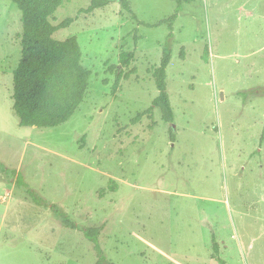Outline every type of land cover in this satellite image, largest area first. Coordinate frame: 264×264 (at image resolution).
<instances>
[{
  "label": "rangeland",
  "instance_id": "374dc122",
  "mask_svg": "<svg viewBox=\"0 0 264 264\" xmlns=\"http://www.w3.org/2000/svg\"><path fill=\"white\" fill-rule=\"evenodd\" d=\"M63 0L54 39L76 37L92 72L66 123L24 128L13 111L21 12L0 0V264H95L93 244L17 187L21 177L80 227L105 225L113 264H264V0H194L173 26L167 92L174 123L132 120L151 107L175 0H129L80 13ZM136 74L112 93L119 56ZM183 55L181 59L180 55ZM108 84L104 85L103 81ZM254 91V92H253ZM170 129L175 141L170 140Z\"/></svg>",
  "mask_w": 264,
  "mask_h": 264
},
{
  "label": "trees",
  "instance_id": "16d2710c",
  "mask_svg": "<svg viewBox=\"0 0 264 264\" xmlns=\"http://www.w3.org/2000/svg\"><path fill=\"white\" fill-rule=\"evenodd\" d=\"M16 4L21 12V56L19 64L13 75V111L19 120V126L24 128H54L71 119L83 103L92 72L86 69L82 63V52L76 37H70L63 41L54 39L55 33L66 29L74 21L65 19L54 25L52 19L63 0H7ZM194 0H175L174 13L167 19L157 24L149 25L138 21L139 26L158 27L167 25L169 34L166 37L162 50L159 67L155 68L152 77L158 91L157 97L152 101L150 108L139 113L132 124L139 123L144 117L153 120V112L159 110L161 119L167 124L174 123V112L167 92V68L171 61L173 45V26L182 10L184 3ZM118 2L121 7L130 11L129 0H91L90 5L80 13L91 14L95 10L103 9L111 3ZM134 52L120 54L119 65L108 68L107 74L114 76L112 93L114 94L120 81H127L136 70H130L134 60ZM183 59V55H180ZM104 85L108 81H103ZM254 92V91H253ZM264 94V88L254 92L255 95ZM170 140L175 141V134L170 129ZM7 172L0 162V172ZM17 187L25 191L29 199L37 206L49 207L61 224L71 230L80 232L85 239L93 244L97 255L95 264H113L107 261L99 244V237L105 225L99 227H80L61 208L45 203L38 195L28 188L21 177L16 178ZM214 259L218 264H224L219 257L217 244H213Z\"/></svg>",
  "mask_w": 264,
  "mask_h": 264
}]
</instances>
